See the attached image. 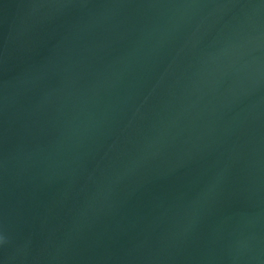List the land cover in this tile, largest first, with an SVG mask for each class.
<instances>
[{
  "label": "water",
  "instance_id": "1",
  "mask_svg": "<svg viewBox=\"0 0 264 264\" xmlns=\"http://www.w3.org/2000/svg\"><path fill=\"white\" fill-rule=\"evenodd\" d=\"M0 264H264V0H0Z\"/></svg>",
  "mask_w": 264,
  "mask_h": 264
},
{
  "label": "snow or ice",
  "instance_id": "2",
  "mask_svg": "<svg viewBox=\"0 0 264 264\" xmlns=\"http://www.w3.org/2000/svg\"><path fill=\"white\" fill-rule=\"evenodd\" d=\"M0 243H3V242H2V238H0Z\"/></svg>",
  "mask_w": 264,
  "mask_h": 264
},
{
  "label": "clouds",
  "instance_id": "3",
  "mask_svg": "<svg viewBox=\"0 0 264 264\" xmlns=\"http://www.w3.org/2000/svg\"><path fill=\"white\" fill-rule=\"evenodd\" d=\"M2 242H3V240H2Z\"/></svg>",
  "mask_w": 264,
  "mask_h": 264
}]
</instances>
